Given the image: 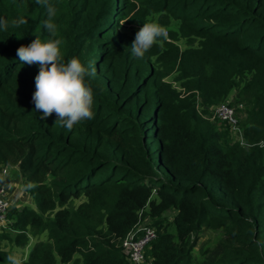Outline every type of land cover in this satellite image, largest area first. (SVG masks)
I'll return each instance as SVG.
<instances>
[{
	"label": "trees",
	"instance_id": "16d2710c",
	"mask_svg": "<svg viewBox=\"0 0 264 264\" xmlns=\"http://www.w3.org/2000/svg\"><path fill=\"white\" fill-rule=\"evenodd\" d=\"M48 3L57 10L55 36L35 0H0L9 21L0 30V173L17 166L35 207L12 206L0 244L28 248L21 264H128L120 243L141 211L156 229L147 248L153 264H264V0ZM149 16L165 26L174 20L196 47L163 41L135 58L120 22ZM18 17L28 23L12 27ZM36 38L60 39L65 63L75 57L95 69L85 77L94 118L71 131L34 110L39 66L22 63L16 49ZM173 70L177 86L163 80ZM231 92L247 104L240 127L250 147L236 138L222 144L230 131L207 119ZM204 228L222 236L195 260ZM9 256L0 248V264Z\"/></svg>",
	"mask_w": 264,
	"mask_h": 264
},
{
	"label": "clouds",
	"instance_id": "9594fccd",
	"mask_svg": "<svg viewBox=\"0 0 264 264\" xmlns=\"http://www.w3.org/2000/svg\"><path fill=\"white\" fill-rule=\"evenodd\" d=\"M45 7L48 19L43 22L45 30L50 36H55L56 25L52 22L56 15V8L48 0H35ZM12 27H20L28 23L27 18L18 17L11 20ZM9 21L0 17V30H7ZM159 38L168 39L164 26L155 23H144L135 33L131 43L132 55L143 59ZM60 39H49L42 42L39 38L31 41L27 46L21 45L16 49L19 60L29 66L37 64L39 71L35 76V91L32 93L31 102L35 112H41V120L53 114L55 123L71 131L75 125L94 118L92 110L93 89L86 83V76H94L95 69L89 71L77 58L64 62L61 54ZM10 264H21L16 256H9Z\"/></svg>",
	"mask_w": 264,
	"mask_h": 264
},
{
	"label": "rangeland",
	"instance_id": "374dc122",
	"mask_svg": "<svg viewBox=\"0 0 264 264\" xmlns=\"http://www.w3.org/2000/svg\"><path fill=\"white\" fill-rule=\"evenodd\" d=\"M148 22H155V23H158L160 25H162L160 22H159V19L157 16H149L147 17L146 19H144V22L140 23L138 21H134V22H127V21H121L120 22V25L122 26V28L120 29V32L121 33H126L127 35H129L132 39L135 38V33L139 30L140 27H142V25L144 23H148ZM166 28V30H170V31H174L177 33V36H175L174 38L170 36V34H168V39L167 40H163L162 38H159V42L158 44L162 45L163 44V41L165 42H169L175 46H177L180 50H184L186 48H188L190 45L191 46H194L196 47L197 45V42L198 40H195L196 38L194 37H190V38H185V37H182L181 36V33L178 31V26L177 23H175L174 20L170 19L169 20V23L167 26L165 25H162ZM194 38V40H193ZM166 70L168 69H165V68H162L161 69V72H166ZM176 72L175 70H173L172 72H170L169 75H167L166 77L163 78V80L165 82H171L173 86H177V82H174V79L176 77ZM241 110L238 111V116H239V122H243L246 118V111H245V107H246V102L245 100L242 98V101H241ZM217 106V105H216ZM207 116V119L215 124L218 128H219V131L224 133L225 130H223V126L219 123H217L216 121H211L210 118L212 116V108L209 110L208 114L206 115ZM230 133V134H229ZM229 133H224L223 135H221V143H227V142H233V140H235V134L229 132ZM17 166H13L11 164L7 165V167L5 166V168L7 169L8 171V176L7 177H3L2 173H0V186L3 185V184H8L11 188V185L14 186V184H16V180H18V176L19 175L18 173L16 174V171L17 169L15 168ZM4 168V167H3ZM8 186V187H9ZM16 186V187H15ZM14 187L11 188V191H12L14 194H13V199H12V202H13V205H17V206H20L19 209L23 208L24 205L26 204H29L32 199L30 200L29 197H28V193H27V188L26 186L25 187V190H24V187H19L20 185H15ZM19 187V189H18ZM27 193V194H26ZM152 194H155V193H152ZM84 200V197L81 196L79 199H74L72 201H70L67 205L68 207H76L77 204L81 201ZM32 203V202H31ZM31 208H35V207H31ZM174 212L173 211H167L165 214H163V217L165 216L166 220H167V223H171L172 219H173V216H174ZM166 224V223H164ZM169 231L173 232V229L172 228H169L168 229ZM222 236V231L221 230H211V229H208V228H204L202 233L199 235V239L196 243V247L195 249L193 250L192 252V256L195 260H201L202 259V252L205 251V250H209L211 248H213L216 243L218 242V240L221 238ZM33 238H30L29 241H32ZM45 240V236H40L38 238V241H44ZM8 253V252H12V256H16L17 258L23 260L24 256H25V249H26V252H27V248L23 247V248H17V249H14V250H11V245H1L0 244V248H2ZM25 248V249H24ZM24 249V251H22ZM26 259V258H25Z\"/></svg>",
	"mask_w": 264,
	"mask_h": 264
},
{
	"label": "built area",
	"instance_id": "2783aa9c",
	"mask_svg": "<svg viewBox=\"0 0 264 264\" xmlns=\"http://www.w3.org/2000/svg\"><path fill=\"white\" fill-rule=\"evenodd\" d=\"M234 92L222 103L212 108L211 121H216L231 133L235 134V138L241 146L250 147L243 139V131L240 127L238 111L241 110V104L236 102ZM264 148V140L257 145ZM17 169V167H15ZM3 177H7L8 171L3 168L1 171ZM8 184L0 186V232L7 231L11 225L8 215L13 206L12 192ZM138 222L131 231L122 239L120 248L124 254L128 264H153L152 258L147 255L149 244L156 238V229L150 225L148 217L142 216V212L138 213Z\"/></svg>",
	"mask_w": 264,
	"mask_h": 264
},
{
	"label": "crops",
	"instance_id": "0c3cea01",
	"mask_svg": "<svg viewBox=\"0 0 264 264\" xmlns=\"http://www.w3.org/2000/svg\"><path fill=\"white\" fill-rule=\"evenodd\" d=\"M16 182H17V183L14 184V186H15V185H20L19 187H22V186H23V185H22V182H21L20 180H16ZM14 186L11 185V188L14 187ZM15 187H16V186H15ZM19 187H18V189H19ZM11 188H10V190H11ZM13 190H14V188H13ZM13 190H12V191H13ZM12 191H11V192H12ZM13 194H14V193L12 192V196H11V198L13 197ZM12 199H13V198H12ZM12 203H13V202H12ZM29 205L32 206V207H34V205H33L31 202L29 203ZM16 207H18V206L16 205ZM27 253H28V248H27V252H26V249H25V256H24V258L26 257Z\"/></svg>",
	"mask_w": 264,
	"mask_h": 264
}]
</instances>
